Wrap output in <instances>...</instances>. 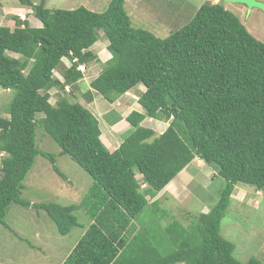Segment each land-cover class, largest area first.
Returning a JSON list of instances; mask_svg holds the SVG:
<instances>
[{
  "label": "trees",
  "instance_id": "1",
  "mask_svg": "<svg viewBox=\"0 0 264 264\" xmlns=\"http://www.w3.org/2000/svg\"><path fill=\"white\" fill-rule=\"evenodd\" d=\"M19 1L40 27L17 16L13 29L0 26V88L14 92L7 117H0V225L7 228L10 204L33 206L64 236L80 226L75 212L82 209L90 223L61 264H264L254 257L237 261L233 244L220 235L235 186L264 190V44L221 2H203L161 39L132 27L126 0H109L99 13ZM102 39L111 57L90 89L111 103L145 87L137 98L143 112L127 115L130 133L113 151L86 108L67 98L49 102L52 88L65 93L82 78L77 67L95 60L90 49ZM63 58L71 65L60 82L53 76ZM145 118L168 126L155 135L141 126ZM37 127L90 177L78 204L31 205L20 196L36 156L63 176L54 155L37 148ZM195 158L225 181L216 204L189 227L170 220L159 241L154 231L137 230L134 219L148 204L158 218L167 215L152 198Z\"/></svg>",
  "mask_w": 264,
  "mask_h": 264
},
{
  "label": "rangeland",
  "instance_id": "2",
  "mask_svg": "<svg viewBox=\"0 0 264 264\" xmlns=\"http://www.w3.org/2000/svg\"><path fill=\"white\" fill-rule=\"evenodd\" d=\"M30 1L32 5H37L42 0ZM43 1L44 6L50 10L84 7L97 13L104 11L109 2V0ZM205 1L213 4L221 2V0H126L125 9L130 16L132 27L146 29L162 39L184 25ZM258 1L264 3V0ZM155 2H160L162 5L159 6L160 9ZM224 7L238 17L255 39L264 44V11L257 8L248 9L241 4H226ZM14 16L27 20L31 27H40V22L33 17L29 5H21L19 0H0V26L13 29ZM69 63V60L62 59L54 71L53 78L62 80L63 72L70 67ZM99 69L100 65H95L94 73ZM84 74H87V69ZM86 88L87 85L81 86L77 96H73L70 89L63 93L57 88H52L49 102L55 106L62 98H67L72 103L84 106V98L79 93L86 91ZM13 96V91L0 88V117H7V104ZM41 117L43 115L38 114L36 119ZM163 130L155 129V132L158 135ZM126 131L121 135L122 140L130 133V130ZM35 139L38 149L54 155L55 166L63 176L53 171L48 159L36 156L30 171L22 181L20 196L31 205L78 204L91 183L90 177L67 155L60 154L57 144L41 127L36 128ZM107 139L111 143L114 141L109 136ZM118 142L120 141L117 140ZM116 146L115 143L114 147ZM191 164L192 170L190 168L188 170L191 178L179 180L183 183L181 186L183 191L178 189L179 185L178 187L173 185L172 193L168 194L165 189L152 198L158 200L159 207L165 210L167 215L158 218L148 204L134 219L133 224L137 230L146 228L154 231L156 241H159L162 239V229L170 220L175 219L183 226L189 227L200 213H207L216 204L225 181L216 175L214 168L202 160L195 158ZM136 178L141 183L138 174ZM148 200L149 203L152 201ZM75 216L80 226L61 236L44 211L33 206L10 204L4 218L7 228L0 225V264H61L90 223L82 209L75 212ZM220 235L233 244L232 256L237 261L245 263L254 257L264 263V190L256 191L244 184L235 186L228 208L220 222Z\"/></svg>",
  "mask_w": 264,
  "mask_h": 264
},
{
  "label": "crops",
  "instance_id": "3",
  "mask_svg": "<svg viewBox=\"0 0 264 264\" xmlns=\"http://www.w3.org/2000/svg\"><path fill=\"white\" fill-rule=\"evenodd\" d=\"M106 45H107V41L104 40L103 42H101L99 40L91 47L90 50L94 54L95 60L89 61L87 64L83 65L84 67L82 72V78L72 87V89L70 87L68 88L73 93V96L74 95L77 96L78 95L77 92L79 91V89H81V86L87 85L86 91L79 93L81 96H83L85 101L83 107L86 108L93 116L96 117L101 133L100 134L101 142L109 151H113L122 142V137H121L122 133H124L126 130H127L126 132H129V130H131L130 125L126 122L127 115L132 111H137L140 113L143 112L142 108L137 103V98L140 93L145 91V88H143L142 85H138L133 89H131L129 92L125 93L124 95L116 98L111 103L90 89L89 84L91 80L97 77V75L103 68L105 62L108 61L111 57L109 52L106 50ZM95 65L96 66L100 65V69L96 73H94ZM86 69H87V74H84ZM147 123H150L151 125L148 126ZM141 126L151 129L152 131H154L155 135H157L155 129L165 130L168 126V121H166L165 119L156 120V119L145 118L142 121ZM108 136L112 140H114L113 143H111L107 139ZM117 140H119L120 142L117 143ZM115 143L117 144L116 147H114ZM191 163H189L177 175L178 177L176 176L161 192L167 189L168 194L170 192L172 193L171 187L173 185L177 187L179 185L180 187L178 189L183 191V187L181 188V186H183V183L179 180H186L191 178V173H188V170L192 165ZM190 169L192 170V168Z\"/></svg>",
  "mask_w": 264,
  "mask_h": 264
},
{
  "label": "water",
  "instance_id": "4",
  "mask_svg": "<svg viewBox=\"0 0 264 264\" xmlns=\"http://www.w3.org/2000/svg\"><path fill=\"white\" fill-rule=\"evenodd\" d=\"M226 4H241L248 9L257 8L264 11V3L258 0H221L222 6H225Z\"/></svg>",
  "mask_w": 264,
  "mask_h": 264
},
{
  "label": "clouds",
  "instance_id": "5",
  "mask_svg": "<svg viewBox=\"0 0 264 264\" xmlns=\"http://www.w3.org/2000/svg\"><path fill=\"white\" fill-rule=\"evenodd\" d=\"M63 59L66 60V58H63ZM67 60H68V59H67ZM75 60H76V59H74L72 62H74ZM69 64L71 65V61H70ZM83 67H84L83 65H79V66L77 67V70L80 71L81 74H82V72H83V70H82ZM69 68H70V67H69ZM97 76H98V75H97ZM62 80H63V79H62ZM62 80H59V81L62 82ZM68 87H69V86H66V87H65V92H68V89H69ZM144 186H145V185L142 184V188H143Z\"/></svg>",
  "mask_w": 264,
  "mask_h": 264
}]
</instances>
